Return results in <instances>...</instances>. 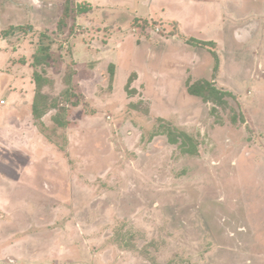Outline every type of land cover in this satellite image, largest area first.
<instances>
[{
    "label": "rangeland",
    "instance_id": "1",
    "mask_svg": "<svg viewBox=\"0 0 264 264\" xmlns=\"http://www.w3.org/2000/svg\"><path fill=\"white\" fill-rule=\"evenodd\" d=\"M88 1L0 0V264H264V0Z\"/></svg>",
    "mask_w": 264,
    "mask_h": 264
},
{
    "label": "crops",
    "instance_id": "2",
    "mask_svg": "<svg viewBox=\"0 0 264 264\" xmlns=\"http://www.w3.org/2000/svg\"><path fill=\"white\" fill-rule=\"evenodd\" d=\"M88 3H86V4H88V8H90V7H92V5H91V2H89L88 0H86ZM184 1V0H183ZM185 2V1H184ZM218 0H211L210 2H209V6H210V8H211V5L210 4H212L213 6H216L217 7V4H218ZM212 9V8H211ZM89 16H90V13H88L87 14V20H88V22L89 23H93L92 22V20L90 19V21H89ZM146 18V16H141V17H139V18H136L135 20H137V19H140V18ZM177 18V17H176ZM131 20H133L132 19V17H130V16H127V18H125V20H124V22H130ZM134 22H136V21H134ZM100 24H104L105 25V22L103 21V22H101ZM113 34L111 35V39L109 40V42L108 43H104V46L102 47L103 48V52L100 54V56H102L103 57V59H106V61L108 62V59H109V63L110 64H112L113 63V65H116L117 63L115 62V61H111V57L113 56V55H116V52L118 51V52H120L121 50H124V49H126V51H128L129 52V50L130 49H132L130 46V48H128V46L127 47H125L126 46V40H127V38H126V36H125V38H123V37H118V35L117 34H115L114 32H112ZM130 37V36H129ZM123 38V39H122ZM143 38V37H142ZM133 39V38H132ZM134 43H135V46H134V49L133 50H130V52L129 53H133V54H136L139 50L137 49V47L139 46V44H138V42L136 41V39L134 38L133 40H132ZM137 45V46H136ZM137 49V50H136ZM151 48L150 47H148V52L146 53V55H145V58H146V62H151V61H153L154 60V58H153V56H152V54H156L157 55V52L156 51H154V52H151ZM128 52H125V54H127V56H128ZM160 53L158 52V56H157V58H159V56H161V55H159ZM117 55H120V53H117ZM131 55V54H130ZM133 59L134 58H132L131 59V61H133ZM142 71H136L135 73H137V74H140V77H141V75H142V73H141Z\"/></svg>",
    "mask_w": 264,
    "mask_h": 264
},
{
    "label": "trees",
    "instance_id": "3",
    "mask_svg": "<svg viewBox=\"0 0 264 264\" xmlns=\"http://www.w3.org/2000/svg\"><path fill=\"white\" fill-rule=\"evenodd\" d=\"M210 91L212 92L211 95L216 94V91H214V90H210ZM193 93L196 94V95H200L199 93H201V88H198V89L194 90ZM216 96H217V95H216ZM213 97H214V96H213ZM217 98H218V97H217ZM218 99H219V98H218ZM220 99H221V97H220ZM174 143H175V142H174Z\"/></svg>",
    "mask_w": 264,
    "mask_h": 264
},
{
    "label": "built area",
    "instance_id": "4",
    "mask_svg": "<svg viewBox=\"0 0 264 264\" xmlns=\"http://www.w3.org/2000/svg\"><path fill=\"white\" fill-rule=\"evenodd\" d=\"M157 32H160V29H158Z\"/></svg>",
    "mask_w": 264,
    "mask_h": 264
}]
</instances>
